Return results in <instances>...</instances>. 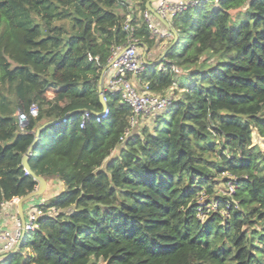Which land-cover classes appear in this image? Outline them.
I'll return each mask as SVG.
<instances>
[{"label": "trees", "instance_id": "1", "mask_svg": "<svg viewBox=\"0 0 264 264\" xmlns=\"http://www.w3.org/2000/svg\"><path fill=\"white\" fill-rule=\"evenodd\" d=\"M120 1L0 0V204L35 189L21 159L49 120L61 119L28 163L64 185L43 202L55 214L0 264H264V150L251 142L254 130L264 139V0H201L173 15L175 41L133 79L176 97L136 131L116 93L104 90V117L90 112L102 110L99 77L127 42V14L132 35L154 44L138 15L146 0ZM77 109L89 111L64 118ZM218 176L233 193H216Z\"/></svg>", "mask_w": 264, "mask_h": 264}, {"label": "built area", "instance_id": "2", "mask_svg": "<svg viewBox=\"0 0 264 264\" xmlns=\"http://www.w3.org/2000/svg\"><path fill=\"white\" fill-rule=\"evenodd\" d=\"M191 0H157L153 7L157 13L164 17L170 24L174 14L185 9ZM121 5H126L124 0L120 1ZM192 4V3H191ZM138 15L142 17L151 36L156 39L165 40L168 37H174L173 33L165 26L157 22V19L147 10L139 11ZM123 28L127 32V42L122 45H117L112 49L111 55L108 58L106 66L111 70V76L105 84L104 90L111 93H116L120 96V102L127 104L131 108L132 115L129 117V125L132 129L138 118L141 116H155L164 111L174 99L168 93L158 94L153 93L148 89L147 85L139 87L135 81L134 76L142 69L146 61V55H143V49L146 46L139 40V38L132 35V14H127ZM144 46V47H143ZM173 70L178 71L173 67ZM107 110H103L99 115L104 117ZM28 114L35 116L37 108L31 106ZM88 114L85 113L84 117ZM17 118L21 124L27 122V114L19 112ZM129 130H126L124 135L120 137L123 140L127 136ZM226 193L229 195L234 191L233 182L229 181L226 184ZM17 197L10 201L2 202L0 204V260L7 257L10 253L17 249L18 243L22 237L23 232L27 233L37 227V220L42 216H52L55 214L53 207H46L43 202L29 203L24 210L25 224L21 226L18 215H14L13 228H8L3 225L4 209L7 205H16ZM199 204L204 203V196L200 195L198 199ZM214 208L215 204L211 203Z\"/></svg>", "mask_w": 264, "mask_h": 264}, {"label": "water", "instance_id": "3", "mask_svg": "<svg viewBox=\"0 0 264 264\" xmlns=\"http://www.w3.org/2000/svg\"><path fill=\"white\" fill-rule=\"evenodd\" d=\"M156 1L157 0H146L145 1V9H147L159 22H161L168 30H170L173 33V36H174L173 42H174L175 39H176V32L172 28L171 24L164 17L160 16L157 13V11L154 9L153 3H155ZM191 1H201V0H191ZM145 54H146V52L143 53V55H145ZM107 67L108 66H105L103 68V70L101 71V74H100V77H99V81H98V86H97L98 99H99V102L101 104L102 110L101 111H90L95 116H99L102 113V111L107 108V103H106L105 97H104V87H103V75H104ZM80 111H89V110H86V109L73 110L71 112H68L64 116V118L68 119L74 113H77V112H80ZM60 120L61 119L49 120V121H46V122L42 123L40 126H38L35 129V131H34V138H33L32 142L28 146L26 153L22 156L21 165H22L23 169L25 170V172L27 174L31 175L33 177V179L37 182V185H36L35 189H33L32 191L26 193L24 196H21V197L17 198V202H16L17 215H18V217L20 219L22 227H24V224H25L23 205L28 200H30V199H32L34 197L41 196L45 192L46 186H47L46 179L43 176H41V175H37L30 168L29 163H28L29 156L32 153L33 146H34L35 142L37 141L41 130L44 129L45 127L51 125V124H54L57 121H60ZM25 236H26V233L23 232L22 237H21V239H20V241L18 243L17 249L15 251H17L21 247L22 241L24 240ZM15 251H13V252H15Z\"/></svg>", "mask_w": 264, "mask_h": 264}, {"label": "rangeland", "instance_id": "4", "mask_svg": "<svg viewBox=\"0 0 264 264\" xmlns=\"http://www.w3.org/2000/svg\"><path fill=\"white\" fill-rule=\"evenodd\" d=\"M125 1L132 4V3H135L136 0H125ZM235 14H236V11H232L231 21H233L235 19ZM173 40H174V37H168L166 40L154 39V44L150 47V49L148 51H146V54H145L146 55V61L158 64L159 61L163 58L168 46H170L171 43H173ZM205 57H206V55H203L201 59H204ZM214 60H215V58H213V57L209 58V62H213ZM177 70L178 71H176V76L181 75V74H186L188 71V70H181V69H177ZM175 90H176V87L173 86L171 88H168L166 91H164L163 94L168 93L169 95L176 97L174 94ZM153 118L154 117H144L142 121L148 123L149 126H151V124L154 121ZM138 120L134 124V126L137 125L138 129L140 130L143 126H146V124H140L139 125ZM251 142H252V144L258 145L260 149L264 150V139L259 137L255 130L253 131ZM221 178L222 177L218 176L219 181H218L217 185L215 186V190H216V193L223 195V193L226 190V188H225L226 185H224L221 182ZM44 194H45V192L38 198H42L44 196ZM32 200L33 201H31V202H35V200H37V199L34 198ZM91 263H93V264H104V262L101 259H99L97 261L91 260Z\"/></svg>", "mask_w": 264, "mask_h": 264}, {"label": "crops", "instance_id": "5", "mask_svg": "<svg viewBox=\"0 0 264 264\" xmlns=\"http://www.w3.org/2000/svg\"><path fill=\"white\" fill-rule=\"evenodd\" d=\"M136 3L138 2V0L135 1ZM121 13L122 11L119 10ZM158 23H160L161 25H163L161 22H159L157 20ZM164 26V25H163ZM167 39V38H166ZM165 39V40H166ZM144 47V46H143ZM147 51V48L143 49V53ZM111 76V70L107 67L104 75H103V87H105V84L107 83L108 79ZM144 117H154V116H141L139 118V122L138 124H148L146 122H143V118ZM149 125V124H148ZM138 130L137 125L132 127V131H136ZM47 182V186H46V190H45V194L42 198H40L39 200H36L35 202H30V203H37V202H45L48 198L54 196L55 194H57L58 192L62 191L64 189V185L61 181H57V180H53V179H48L46 180ZM30 205L29 203L23 205V210H25V208ZM14 207V208H13ZM17 215V207L15 205H7L4 209V216H3V225L8 227V228H13V221H14V215Z\"/></svg>", "mask_w": 264, "mask_h": 264}]
</instances>
